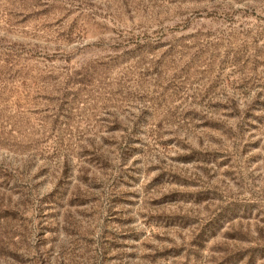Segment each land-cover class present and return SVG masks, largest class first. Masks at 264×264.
<instances>
[{
	"label": "rangeland",
	"instance_id": "374dc122",
	"mask_svg": "<svg viewBox=\"0 0 264 264\" xmlns=\"http://www.w3.org/2000/svg\"><path fill=\"white\" fill-rule=\"evenodd\" d=\"M0 264H264V0H0Z\"/></svg>",
	"mask_w": 264,
	"mask_h": 264
}]
</instances>
